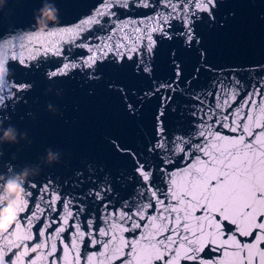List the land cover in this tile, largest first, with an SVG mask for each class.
<instances>
[{"label": "snow or ice", "instance_id": "1", "mask_svg": "<svg viewBox=\"0 0 264 264\" xmlns=\"http://www.w3.org/2000/svg\"><path fill=\"white\" fill-rule=\"evenodd\" d=\"M221 2L102 0L75 25L50 23L46 31L33 27L0 36V64L7 68L0 76V110L34 86L15 74L30 76L41 68V56L57 57L56 66L42 72L49 82L77 76L98 82L102 67L128 68L138 87L112 81L107 88L120 97L128 117L142 123L139 146L109 141L113 152L130 162L127 175L137 199L123 203L117 213L109 211V183L89 181L91 187L81 188L83 181H78L70 194L48 180L38 189V203L31 191L36 184L25 185L15 221L0 231V264H25L31 253L37 255L28 264H47L49 257L52 264L58 259L60 264H81L78 247L85 239L99 249L85 254L84 264H264V58L256 57L255 83L242 82L233 73L200 86L201 70L209 63L202 32L217 24ZM138 8L153 11L121 19L122 13ZM162 45L170 46L163 78L157 66ZM73 47L90 55L77 60L69 55ZM154 99L158 103L149 109ZM171 113L178 122L189 117L187 126L170 128ZM7 126L0 125V136ZM224 128L237 135L222 134ZM178 155L187 160L183 169L173 171L169 166ZM94 205L103 208V229L96 224ZM26 211L29 215L22 216ZM41 217L49 222L36 229L35 244L29 245L32 226ZM53 224L56 228L48 232ZM65 231H70L67 243L61 236ZM124 232L134 238H125ZM57 240L62 245L59 258ZM19 247L23 254L14 251ZM206 248L219 258L201 255Z\"/></svg>", "mask_w": 264, "mask_h": 264}, {"label": "water", "instance_id": "2", "mask_svg": "<svg viewBox=\"0 0 264 264\" xmlns=\"http://www.w3.org/2000/svg\"><path fill=\"white\" fill-rule=\"evenodd\" d=\"M46 4H52L57 9L58 21L55 25L66 27L88 17L98 5L102 4V0H0V36L14 31L28 32L33 27L38 30L36 16ZM157 10L162 11L160 8ZM152 11L144 8L134 9L122 13L121 19L125 16L143 18L151 15ZM91 35L102 36L103 33L93 32ZM202 35L204 46L209 52V63L201 70V87L214 83V78L230 77L233 73L245 83L249 80L255 83L259 79L255 69L256 59L264 58V0H222L217 11V24L204 28ZM169 47L162 45L157 52V66L160 72L158 75L161 78L166 75L164 69L167 65ZM69 55L79 60L86 58L90 53L83 48L73 47ZM57 59V57L41 56L39 58L41 68L38 71H34L30 76L27 72L23 75L15 74L18 79L32 80L34 86L26 94H22V99L18 98L7 109L0 110V125L11 124L27 135L18 137L19 143L0 144V175L20 171L25 165L38 167V174L30 177V183L26 184H36L37 187L32 188L31 191L32 199L37 203L38 189L48 180L52 181L58 191L64 192L67 189L70 194L72 185L77 184L78 181H83L81 188L84 184L91 187L89 181L100 186L109 183L113 187L110 201L112 207L109 211L119 213L123 203L135 200L137 197L132 188L134 182L127 175L131 171L130 162L114 153L109 141L116 139L129 148L139 146L142 123L128 117L120 97L111 92L107 84L118 81L127 87H138L139 83L128 68L117 66L102 67L100 69L102 78L98 82H89L83 76L49 82L42 72L56 66ZM247 90L251 91V89ZM157 103L158 101L154 99L149 109ZM183 111L181 107V112ZM188 119L190 118L185 115L178 122L177 114L171 113L168 124L170 128L179 127L181 123L187 126ZM192 123L195 124L196 121L193 119ZM221 132L228 136L237 135L229 132L227 128L222 129ZM49 148L60 153L58 162L52 164L45 162L46 149ZM186 160L187 157L180 159L178 155L169 167L173 171L183 169ZM31 208L30 201L29 209ZM135 210V208L131 209L133 212ZM102 212L103 208L97 210L95 205L93 206V215L99 216L96 224L101 229L104 227L101 223ZM21 215L28 216L29 212L26 211ZM81 219L83 220L84 217ZM48 222L44 217H41V221L34 222L32 226L34 239L26 243L35 244L36 229L42 227V223ZM227 227L234 226L227 225ZM53 228H56V224L47 231L51 232ZM122 235L128 239L134 238L129 232H124ZM61 236L67 243L70 239V231H65ZM241 239H250V237H241ZM56 245L55 255L58 258L62 257V245L59 240L56 241ZM98 249V245L92 247L85 239L78 247L81 264H84L85 254L92 256ZM20 250L14 249L17 253ZM36 255L37 253H31L30 257H26L25 264ZM201 255L219 258L220 254L209 252L206 248ZM47 264H52L51 257L48 258ZM56 264H60L59 259ZM114 264H119V261ZM181 264H192V262L182 261Z\"/></svg>", "mask_w": 264, "mask_h": 264}, {"label": "clouds", "instance_id": "3", "mask_svg": "<svg viewBox=\"0 0 264 264\" xmlns=\"http://www.w3.org/2000/svg\"><path fill=\"white\" fill-rule=\"evenodd\" d=\"M58 21V12L54 5H44L36 16V23L39 31H46L48 25L55 24ZM7 74V68L0 64V76ZM27 133H21L15 126L8 125L3 129V135L0 136V144L19 143L18 137L26 136ZM60 153L51 148L46 149L44 160L48 164L58 162ZM39 172L38 167L25 165L20 171H12L0 177L2 187H0V231H7L15 221L19 212V205L23 201L25 185L30 183V177H34ZM18 254H23V247Z\"/></svg>", "mask_w": 264, "mask_h": 264}]
</instances>
